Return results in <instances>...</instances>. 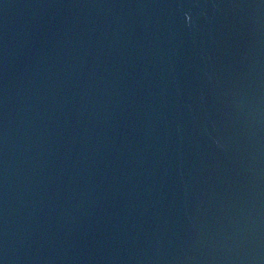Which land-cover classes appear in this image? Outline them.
Listing matches in <instances>:
<instances>
[{"label": "water", "instance_id": "1", "mask_svg": "<svg viewBox=\"0 0 264 264\" xmlns=\"http://www.w3.org/2000/svg\"><path fill=\"white\" fill-rule=\"evenodd\" d=\"M0 264H264V0H0Z\"/></svg>", "mask_w": 264, "mask_h": 264}]
</instances>
